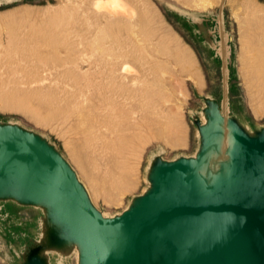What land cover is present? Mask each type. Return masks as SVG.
Segmentation results:
<instances>
[{
    "label": "water",
    "instance_id": "water-1",
    "mask_svg": "<svg viewBox=\"0 0 264 264\" xmlns=\"http://www.w3.org/2000/svg\"><path fill=\"white\" fill-rule=\"evenodd\" d=\"M226 2L218 14L221 105L205 99L193 155H153L147 186L122 213L103 215L47 138L0 123V202L42 213L20 264H264V128L251 132L231 115ZM179 10L215 47L204 20Z\"/></svg>",
    "mask_w": 264,
    "mask_h": 264
},
{
    "label": "bare ground",
    "instance_id": "bare-ground-1",
    "mask_svg": "<svg viewBox=\"0 0 264 264\" xmlns=\"http://www.w3.org/2000/svg\"><path fill=\"white\" fill-rule=\"evenodd\" d=\"M247 1L243 0L241 3L247 15L243 22L244 33L241 37V70L253 111L258 115L264 113V12L258 10L250 3L251 1ZM190 2L186 0V3ZM195 2L193 8L194 5H198ZM202 2L201 0L200 3L204 7L207 3L204 5L205 2ZM68 5L71 7L65 16H61V12H47L45 16L31 18L30 14L19 11L0 17V28L13 24L14 21L18 24L12 25L7 40L6 38L5 41L0 40V63L16 64L9 69L10 73L16 75L22 72L23 81H18L28 85V87L21 85L13 95L2 93L4 95L2 103L6 108L31 113L41 121L44 118L43 112L30 101L33 96H38L43 102L44 99L50 100L52 102V105L48 104L50 106L58 105L65 117H73L78 131L75 133L79 134L76 137L83 140L80 141L82 147L86 142L101 152L98 156L106 158L107 165L112 168L111 171L106 169L110 172L109 176L113 172L119 171L117 172L119 174L122 172L119 183L114 177L111 178L118 183L116 188L111 189L115 192L106 193L113 200L121 193L119 191L123 192L124 189L130 190L133 187V161L139 156V149L149 144V140L162 139L168 147L175 149L184 147L185 139L177 123L165 114L168 110L163 112L164 107L163 111L156 108V103L166 96L164 97L163 93L162 96L159 95V91L158 93L151 91L153 88L149 89V37L153 33V28L152 16L149 10L144 8L146 5L141 7V0H74ZM189 5H192V2ZM210 5L213 6V3L210 2ZM147 6L151 7V4ZM198 7L200 6H197V9ZM205 8L204 10H207ZM26 22H29L28 26ZM173 51L175 52V48ZM188 54H183L184 60ZM18 78L14 77L16 80ZM203 78L201 71L193 78L199 90H203ZM13 86L11 88L14 89ZM10 91L12 93V89ZM48 113L47 111V115ZM47 117L49 116L44 119ZM69 126L73 125L67 127ZM66 131L68 128L67 130L65 128ZM73 140L68 139L67 143L72 144L75 141ZM75 147L70 149V155L83 175L94 185L98 180L94 178L92 172V174L88 172L85 165L87 159H84L88 152L86 150L90 147L85 149L86 154ZM106 166L104 165L105 168ZM106 175L108 176V173ZM108 181L106 180V184ZM114 181L109 182V185L111 186ZM102 182L104 183V180ZM107 188L105 189L108 190ZM102 190L103 193L106 191Z\"/></svg>",
    "mask_w": 264,
    "mask_h": 264
},
{
    "label": "rangeland",
    "instance_id": "rangeland-1",
    "mask_svg": "<svg viewBox=\"0 0 264 264\" xmlns=\"http://www.w3.org/2000/svg\"><path fill=\"white\" fill-rule=\"evenodd\" d=\"M70 1L72 2L74 0H14L13 2H1L0 17L7 16L12 13H17V12L19 13V11L26 14H30L31 18L45 16L47 12H55V13L61 12V16H65L68 14L69 11L68 8L71 7L68 5V3L70 4ZM188 1L189 0H187V2ZM190 1L192 2V5H189L191 4V2L186 3V0H141V7H143L144 5L147 6L148 4L149 5L151 4V7L144 6V8L147 11L149 10L148 12H150V15L152 16L151 27L153 28V33L149 37V45L152 46V47L149 46V89L153 88L151 91L153 92L156 91V93H158L157 91H159L158 93L159 95L163 93L162 95H164V97L165 96L167 97V98L162 97L163 101L160 99L156 103L157 104L156 108L158 110L163 111V107H164L163 112L168 110L165 114H168L169 116L168 118L169 119L172 118V121H175L177 123L178 128L180 129L179 131L183 134L186 145L184 147H178L172 149L171 147H168L165 141L162 139H151V141L149 140V144L147 143L144 147L139 149L138 151L139 156H137L138 159L136 157L134 159L135 162L133 161V166H134V171L132 175L134 182L133 187L130 190L124 189L123 192L122 190L119 191L121 193L117 194V197L113 200H111L106 195V193L107 191L115 192L111 189L116 188L117 184L120 182L119 178L122 172L120 171V174L117 173L119 171L115 173L113 172L114 175L112 173L113 176L112 175L109 176L110 172L108 171L109 170L111 171L112 168H110V166L107 165L108 161L106 158L100 156L102 157V159H98L100 158L98 155L101 154V152L96 149H93L92 145L86 142H84V147H82L83 140H78L77 138L80 137H76L77 135L79 136V134L75 133L78 131H76V126H75L76 123H74L75 121H73L74 120L73 117L71 116L69 118L65 117V114L62 112L63 110L58 105L55 104L53 106H50L52 105V102L50 100H48L50 101L48 102L47 99H44L43 102V99L38 96L37 97L33 96L30 99L31 103L33 105L38 106L41 109L44 118L46 116H49L46 119L43 118L41 121L40 119L38 120L36 116L24 110L21 111L17 109H10L3 106L2 101L4 95L2 93L6 94L7 92L9 95L11 94L13 95L14 91L16 93L17 90H19V88L21 87V85L22 87H28V85L25 84L23 85L20 83L23 81L22 78H24L22 77L23 75L22 72L16 75H14L12 72L10 73L9 69L12 66H15L16 64H12L11 62L0 63V123H8V122L17 123L28 130L34 131L42 135L43 137L47 138L52 144H54L56 148L61 152V154L68 160V162L71 164L74 170L77 172L80 181L85 185L95 207L106 217H113L122 213L129 206V203L131 202L134 196H138L142 194L143 190L147 186L145 177H146L149 161L151 160L154 154L156 153L158 154L162 151L161 152L162 157L167 160L173 159L178 154L193 155L198 147V142H199L195 118L202 119L203 116L202 111L206 106L205 99L207 97H212L218 100V102L221 105L223 98V83H222L223 76H222V60L220 58V48H221L220 25L218 19L219 6L221 0H218V2L217 0L216 1L206 0V2L202 0L203 2H205V3L202 2L204 5L207 3L204 7L200 3L201 0L199 1L196 0V2L195 0H190ZM245 1L248 2L247 0ZM194 2L195 4L198 5H194L193 8ZM210 2L213 3L214 7L210 5ZM242 2L243 0H227L225 4V27L228 34L229 70H230V79H229L230 110L232 116L236 117L251 132H256L264 128V113L257 115L253 111L250 102V97L246 88L243 70H241L242 68L241 37L242 34L244 33L243 22L245 21V18H247L246 12L241 6ZM249 2L255 5L258 10L264 12V0H249ZM256 3L258 4V6ZM188 6H191V8L193 9L191 8L189 9ZM197 6L200 7H198L197 9ZM204 8L207 10H204ZM179 9H183L189 12H195L198 14L200 18L204 20L205 25L209 26L213 33V40L215 42V47H211L210 45L204 42V39L197 32V26L191 22L190 17L182 13ZM14 23L15 25H18L16 21H14ZM14 23L3 25L4 27L2 26L0 28V40L1 39L3 41L7 40L8 34L11 33V29L13 28V26H15ZM28 25L29 22H26V26ZM159 30L161 32H159ZM170 40H172V42ZM182 47L184 50L181 49ZM174 48L177 54L173 51ZM9 51L10 50L8 49V52ZM188 51H190L191 53ZM184 52L186 54L189 53L188 55H185L186 58L185 60L183 55L185 54ZM7 55L8 53H6V56ZM189 55L191 56V58H188L190 57ZM181 60L182 61L184 60V62H182ZM190 60L193 61V63ZM187 64L189 67H187ZM200 71L202 78L204 77L203 90H199L196 87L195 79H193L198 73H200ZM14 77L16 78L19 77L20 79L18 78L16 80L14 79ZM12 86L14 87V89L11 88ZM10 89H12V93ZM38 98H40L39 99L40 101L38 100ZM165 99H167L166 102ZM44 105L45 106L48 105V106L45 108ZM49 107L50 108L52 107V109H50ZM57 110H59L60 112ZM47 111L49 112L48 115H47ZM172 111L176 112L177 114L176 113L174 114V112ZM171 114L172 117H170ZM173 115L176 117H173ZM52 116L54 119L52 118ZM55 118H57V120ZM70 118L71 120H69ZM68 125H73L74 127L73 126L67 127ZM65 128L66 130L68 128V131L65 132ZM68 132L71 134H66ZM68 139L69 141L74 139L75 140V141L73 140L74 143L76 142L77 139L78 142H76L75 144L69 143L70 144L69 145L67 143ZM75 146L79 151H81V153L85 152L86 148L88 147L91 148L86 150L88 151L87 154L85 152L87 156L86 155L84 156L83 155L84 153L82 154V156H84L85 160L87 159L85 161V165L86 168L88 169V172L89 173L92 172L93 174L92 173L91 174L95 176L94 178H96V180H98L97 182L99 183L96 182L94 183V185L90 183L88 178H86L81 172L82 170L78 168V165L75 163V161L70 155V149L74 148ZM96 157L98 158L96 159ZM105 159L106 161H104L105 162L104 164L103 160ZM104 165L105 166L107 165L106 168L104 167ZM106 169H108V171H106ZM107 173L110 179H108V176L106 175ZM104 174L106 177H104ZM113 177L115 178L114 180L118 183H116L113 179H111ZM102 180H104V183L102 182ZM106 180L107 181L109 180L107 184H106ZM112 180L114 181V183L112 184L110 183L111 184L110 186L109 182H113ZM97 184L99 185L98 187ZM101 184L103 185L105 184V186L108 185L107 187L110 186V188H107ZM101 187L104 190H106L105 188H107L108 190H106L103 193L101 192L103 191ZM95 191L98 192L96 193ZM25 208H29L32 209L33 211H37L39 213V217L36 223V231L34 232L30 244L23 247V250L19 255L20 260L18 264H20V262L22 261L23 254L25 253V251L28 250V248L36 240L37 238L36 236L38 233V221L42 216V213L37 209L30 207H25ZM9 250H10L9 247H7L2 240H0V264H9V259H12V255ZM69 264H75L74 260L70 261Z\"/></svg>",
    "mask_w": 264,
    "mask_h": 264
},
{
    "label": "flooded vegetation",
    "instance_id": "flooded-vegetation-1",
    "mask_svg": "<svg viewBox=\"0 0 264 264\" xmlns=\"http://www.w3.org/2000/svg\"><path fill=\"white\" fill-rule=\"evenodd\" d=\"M39 217L37 211L11 202H0V240L12 255L9 264H18L23 247L30 244Z\"/></svg>",
    "mask_w": 264,
    "mask_h": 264
}]
</instances>
